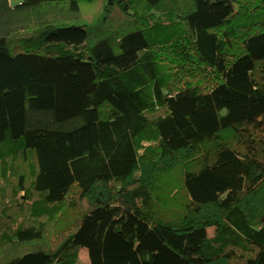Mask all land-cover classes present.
Returning <instances> with one entry per match:
<instances>
[{
	"label": "trees",
	"instance_id": "1",
	"mask_svg": "<svg viewBox=\"0 0 264 264\" xmlns=\"http://www.w3.org/2000/svg\"><path fill=\"white\" fill-rule=\"evenodd\" d=\"M82 251L264 264V0H0V264Z\"/></svg>",
	"mask_w": 264,
	"mask_h": 264
},
{
	"label": "rangeland",
	"instance_id": "2",
	"mask_svg": "<svg viewBox=\"0 0 264 264\" xmlns=\"http://www.w3.org/2000/svg\"><path fill=\"white\" fill-rule=\"evenodd\" d=\"M22 0H12L13 4H19ZM31 163L29 162H20L18 161L16 164H14L12 166V171H11V180L14 179L13 177V173L16 172H23L28 174V168L30 166ZM167 179L163 182V184L165 185L166 181H167V188L164 187L162 188V190L164 191V193L166 194V196L168 197V199H166V196L164 195V193L160 196L161 199H166V204H167V208L165 210H163V217L169 218V219H175L177 217L180 216V214L183 212V206L186 205L188 203V196L186 194V192L184 191V189L182 188V181H183V171L180 170L179 168H176L174 170L171 171V173H169L167 176H165ZM13 182V180H12ZM29 179L25 180L24 182V186L29 189ZM176 187L178 189H176ZM168 189H173L172 192L170 193V191ZM176 189V191H174ZM170 193V194H169ZM18 202V201H17ZM28 202H35L34 203V207L30 205V203ZM26 203H24L22 206V210L20 211V213H24L26 215V217L28 218L30 215H32V211L31 209L35 208V209H40V207H38L39 205V199L36 198L34 195H30V201H28ZM158 202H160L158 200ZM161 203V202H160ZM164 204V203H163ZM15 205L14 203L11 202V208H14ZM66 209V208H64ZM58 210H61V208H58ZM213 231V229H209L208 232L211 233ZM81 261L82 264H87L88 263V256L86 254L85 251H82L81 253Z\"/></svg>",
	"mask_w": 264,
	"mask_h": 264
}]
</instances>
